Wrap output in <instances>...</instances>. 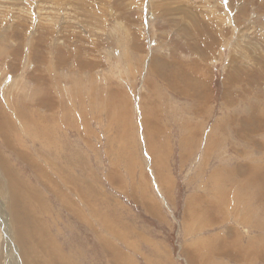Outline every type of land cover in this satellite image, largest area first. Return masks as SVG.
Returning a JSON list of instances; mask_svg holds the SVG:
<instances>
[{
  "label": "rangeland",
  "instance_id": "374dc122",
  "mask_svg": "<svg viewBox=\"0 0 264 264\" xmlns=\"http://www.w3.org/2000/svg\"><path fill=\"white\" fill-rule=\"evenodd\" d=\"M0 109V264H264V0H0Z\"/></svg>",
  "mask_w": 264,
  "mask_h": 264
},
{
  "label": "bare ground",
  "instance_id": "6f19581e",
  "mask_svg": "<svg viewBox=\"0 0 264 264\" xmlns=\"http://www.w3.org/2000/svg\"><path fill=\"white\" fill-rule=\"evenodd\" d=\"M62 43V42H61ZM120 51V50H119ZM56 52V51H55ZM54 70V69H53ZM54 72H56V71H54ZM57 73V72H56ZM61 76V75H60ZM42 84V83H41ZM40 109V108H39ZM49 109V108H48ZM1 110V109H0ZM4 117V116H3ZM1 118V117H0ZM8 120H9V118H8ZM9 122V121H8ZM2 127V126H1ZM0 127V128H1ZM232 135V134H231ZM47 160H49V159H47ZM34 165H36V164H34ZM252 169H254V167H252V168H249L248 170H249V172L247 173V175L246 176H248V178H246L245 179V181H247V187L248 188H253V186H252V184H250L252 181V179H253V172H252ZM228 171V170H227ZM229 173V176H230V178L232 177V171L231 172H228ZM262 172H258V179L259 178H261L260 176V174H261ZM243 183V182H242ZM249 184H250V186H249ZM244 185V184H243ZM245 186V185H244ZM63 190V189H62ZM194 194V193H193ZM197 195V194H196ZM57 196V195H56ZM202 196V195H201ZM259 196H261V198H259V202H263V197H262V195L261 194H259ZM198 198H200V197H198ZM79 200V199H78ZM83 200V199H82ZM193 200H194V198H193ZM15 201L16 200H14V203H13V205L16 207V203H15ZM197 202V201H196ZM21 206H22V203H21ZM216 206V205H215ZM196 207H194L193 206V208H191L190 210L193 212L194 211V209H195ZM24 209V208H23ZM218 209V208H217ZM216 209V210H217ZM220 212V211H219ZM195 217H197V218H200V214L198 213V214H195ZM27 218H28V221H30V222H32V220H30V217H29V215L26 213V212H20V211H18V215H15L14 216V222H15V220H16V222H17V224H18V226H19V228H20V230L22 231V233H23V230L26 232V229H25V223H26V221H27ZM214 220V219H213ZM222 221V220H221ZM193 225H190V228H188V226H189V223H186L185 224V226L188 228V229H190L189 231L191 232H195V231H197V230H200L198 227H199V224L198 223H192ZM22 226H23V228H22ZM23 229V230H22ZM24 236H26L25 234H23ZM24 236H22V237H24ZM43 238V237H42ZM212 239V238H211ZM210 239V240H211ZM48 241H50V240H48ZM233 241V240H232ZM231 241V242H232ZM234 242V241H233ZM50 243V242H49ZM213 244V243H212ZM217 244V243H216ZM233 244V243H232ZM232 244H231V246L229 245V247H232L233 248V246H232ZM214 247V246H213ZM219 248H221V247H219ZM222 248H223V246H222ZM235 248V247H234ZM237 248H238V246H237ZM119 249V248H118ZM217 249V248H216ZM258 249V248H257ZM193 250V249H192ZM256 250V249H255ZM226 251V250H225ZM228 251H230V250H228ZM262 251H263V249H262ZM232 252V251H231ZM231 252H229V253H231ZM244 252H246V251H244ZM255 252V251H254ZM225 253V252H224ZM233 253V252H232ZM251 253V252H250ZM257 253V252H256ZM199 254V253H198ZM259 254V253H258ZM52 255V254H51ZM124 255V254H123ZM231 255V254H230ZM235 255V254H234ZM245 255V254H244ZM247 255V254H246ZM254 253H253V257H254ZM26 257H30V254L28 253V254H26L25 255ZM118 256V255H117ZM257 256V255H256ZM122 257V256H121ZM120 257V258H121ZM218 257H220V256H218ZM217 257V258H218ZM222 257V256H221ZM250 257V256H249ZM252 257V256H251ZM250 257V258H251ZM49 258V257H48ZM47 258V259H48ZM113 258H115V257H113ZM224 258V257H223ZM232 258H233V256H232ZM239 259L241 258V257H238ZM254 258H256V257H254ZM254 258H252V259H254ZM263 258V257H262ZM239 259H237V260H239ZM244 259V258H243ZM247 260H249L248 259V257L246 258ZM53 261V260H52ZM246 261V260H245ZM121 262V261H120ZM244 262V261H243ZM123 264V263H122Z\"/></svg>",
  "mask_w": 264,
  "mask_h": 264
}]
</instances>
